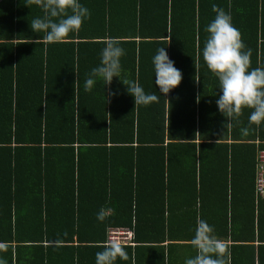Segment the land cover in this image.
Returning <instances> with one entry per match:
<instances>
[{
  "label": "trees",
  "instance_id": "obj_1",
  "mask_svg": "<svg viewBox=\"0 0 264 264\" xmlns=\"http://www.w3.org/2000/svg\"><path fill=\"white\" fill-rule=\"evenodd\" d=\"M79 2L91 18L49 44L30 27L39 6L0 0V260L96 264L107 228L124 226L134 243L115 264H185L199 218L232 241L231 264H264V199L255 205L253 190L264 122L244 109L228 128L202 57L217 5L251 49V68H264V0ZM108 38L126 53L120 77L85 91ZM161 47L183 76L166 96L155 84ZM123 80L158 102L136 106Z\"/></svg>",
  "mask_w": 264,
  "mask_h": 264
},
{
  "label": "clouds",
  "instance_id": "obj_2",
  "mask_svg": "<svg viewBox=\"0 0 264 264\" xmlns=\"http://www.w3.org/2000/svg\"><path fill=\"white\" fill-rule=\"evenodd\" d=\"M28 5L39 6L43 11L42 17L30 21L35 33L44 34L36 43L41 40L49 44L63 43L70 34L81 30L85 19L91 18L89 9L79 0H28ZM212 10L216 16L205 29L209 35L202 57L209 71L219 81L222 92L217 100L219 111L228 119L227 126L231 128L232 120L243 115L244 109H252L249 122L259 126L264 122V68H251L252 51L246 48L241 32L232 23L230 13L217 5H213ZM104 43L100 65L88 74L84 83L85 91H91L98 79L108 86L114 77H120L121 57L126 54L125 50L119 46L120 41L116 38H108ZM153 64L155 84L166 96L181 84L182 72L175 67L164 47L157 50ZM195 68H198L196 62ZM195 79L197 82L200 80L197 73ZM122 82L129 94L134 96L136 106L158 102L159 97L155 93H146L138 82ZM77 87L78 80L75 82V92ZM242 132L247 135L248 129H242ZM107 215L108 210L101 209L97 219L104 221ZM190 243L196 255L187 259L185 264H231L228 244L214 235V228L206 221L198 218L195 236ZM4 247L0 244V250ZM117 258L127 260L129 257L122 241L113 236L103 244V251L96 253V264H115ZM0 264L5 262L0 260Z\"/></svg>",
  "mask_w": 264,
  "mask_h": 264
},
{
  "label": "built area",
  "instance_id": "obj_3",
  "mask_svg": "<svg viewBox=\"0 0 264 264\" xmlns=\"http://www.w3.org/2000/svg\"><path fill=\"white\" fill-rule=\"evenodd\" d=\"M258 199H264V148H258L255 156V174H254V201L255 205ZM119 238L122 243L133 244V230L124 226H112L107 228V238ZM105 241V242H106Z\"/></svg>",
  "mask_w": 264,
  "mask_h": 264
},
{
  "label": "crops",
  "instance_id": "obj_4",
  "mask_svg": "<svg viewBox=\"0 0 264 264\" xmlns=\"http://www.w3.org/2000/svg\"><path fill=\"white\" fill-rule=\"evenodd\" d=\"M255 143H256V144H259L258 140H256ZM256 150H257V148H256ZM255 156H256V151H255ZM254 160H255V158H254ZM254 174H255V162H254ZM253 190H254V183H253ZM240 192H241V191H239V193H240ZM228 193H230V189H228ZM226 243H227L228 245H230V244L232 243V241H231L230 239H228ZM229 251H230V250H229Z\"/></svg>",
  "mask_w": 264,
  "mask_h": 264
}]
</instances>
